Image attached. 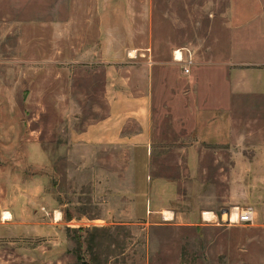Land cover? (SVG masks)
I'll return each mask as SVG.
<instances>
[{
    "label": "rangeland",
    "instance_id": "374dc122",
    "mask_svg": "<svg viewBox=\"0 0 264 264\" xmlns=\"http://www.w3.org/2000/svg\"><path fill=\"white\" fill-rule=\"evenodd\" d=\"M136 1L131 6L136 12L143 10V18L135 20L141 35L152 29L158 81L154 117L163 127L162 137L172 130L167 139L171 142L178 128L190 130L188 115H184L183 128L175 121L189 102L178 91L193 87L186 77L185 86L177 85L175 79L166 81L180 73L179 67L166 69L172 46L191 49L201 63L224 51L226 42L232 45L226 56L234 60L264 58V14L245 29L244 36L240 31L226 35L221 16L226 0ZM15 2L0 0V191L13 189L10 200L21 212L18 227L0 221V264H264V195H255L256 181L221 180L216 170L228 167V158L216 165L206 154L201 180L215 186L217 214L221 210L224 215L209 220L202 215L190 223L171 213L164 219L166 211L149 214L142 206L143 198L136 196L144 188L133 172L140 167L142 152L127 146L97 148L77 140L89 124L107 115L109 85L117 72L96 53L73 60L74 53L64 43L61 47L66 50L53 60L45 53L28 60L26 55L34 53L20 51L18 36L10 28L12 21L1 20L18 14ZM25 5L28 14L36 12V17L50 8L45 0ZM52 6L65 11L64 0ZM85 6L87 11L89 5ZM110 6L126 11L130 5L126 0H112ZM76 29L91 36L96 33V28L87 26ZM25 38V45H31L28 41L34 37ZM242 43L259 45L262 50L247 54L241 51ZM206 87L200 85L201 90ZM175 153L166 150L155 159L154 167L158 174L179 178L174 207L183 212L188 207L189 179L185 160ZM230 184L234 193L248 186L251 194L241 193L230 197L231 203L223 202ZM245 205L254 208L255 221L234 222L235 208ZM231 212L235 218L224 222L225 214L231 217Z\"/></svg>",
    "mask_w": 264,
    "mask_h": 264
},
{
    "label": "crops",
    "instance_id": "0c3cea01",
    "mask_svg": "<svg viewBox=\"0 0 264 264\" xmlns=\"http://www.w3.org/2000/svg\"><path fill=\"white\" fill-rule=\"evenodd\" d=\"M111 1L64 0L65 11L60 12L51 7L56 0H45L50 5L49 10L36 17V12L28 14L29 7L25 5H36V0H16L18 14L1 17L2 21H12L10 28L18 36V45L22 46L20 51L34 53L33 56L26 55L28 60L36 59V54L40 56L41 53L53 60L66 50L61 47L64 43L70 47L67 51L74 53L73 60L96 53L101 62L108 64V68L121 78L117 80L116 76L109 85L111 96L107 115L89 124L78 134L77 140L97 148L127 146L142 152L140 167L133 172L138 174L137 180L144 188L136 192V196L143 198L142 206L149 214L166 211L190 223H196L202 215L204 218L205 212L209 213V219L223 215L221 210L217 214L215 186L201 180V175L206 172L202 166L206 154L213 157L216 165L223 157L228 158V167L218 166L216 170L221 180H255V195H264V58L246 56L249 52L261 51L262 47L242 43L240 48L247 53L246 57L234 60L226 56L232 49L226 42L224 51L211 54L207 62L196 59L190 73L184 74L180 65L172 61L173 50L180 46H172L165 62L166 69L179 67L180 73L166 79L167 76L166 81L172 83L175 79L177 85L185 86L186 77L193 87L189 91H178L179 96L189 102L175 121L177 127L183 128L186 124L184 115H188L190 130L186 133L178 128L175 140L170 142L167 139L172 130L168 129L162 137L163 127L154 117L155 84L158 81L153 67L155 60H152L155 51L152 29L141 35L136 26L135 20L143 18V10L136 12L131 6L136 0H126L130 5L126 11L112 10ZM138 2L148 4L150 0ZM85 5H89L87 11ZM263 14L262 0H226L221 14L223 30L226 35L240 31L244 36L245 29L259 21ZM79 26H87L89 30L96 28V33L93 36L77 33L75 30ZM30 36L34 38L28 41L31 45L26 46L25 37ZM137 63L142 66L138 67ZM203 84L207 85L205 90L200 88ZM170 149L175 150L176 158L184 159L186 163L188 207L183 212L174 207L179 198V178L158 174L154 167L155 159L163 157ZM229 189L228 199L223 202L231 203L230 197L234 195L251 194L248 186L243 187L241 193L238 190L234 193L232 184ZM13 191L9 188L0 191V218L3 213L8 214L0 221L18 227L21 208L10 200L9 193Z\"/></svg>",
    "mask_w": 264,
    "mask_h": 264
},
{
    "label": "built area",
    "instance_id": "2783aa9c",
    "mask_svg": "<svg viewBox=\"0 0 264 264\" xmlns=\"http://www.w3.org/2000/svg\"><path fill=\"white\" fill-rule=\"evenodd\" d=\"M178 52V55H176ZM172 61L178 65H180L181 70L184 74H188L191 71V68L197 63V60L194 56V53L191 49L187 47H178L173 50L172 53ZM236 218L234 222L236 223H253L256 219V212L251 205H245L242 207H236ZM224 215V214H223ZM224 220L226 223H231L230 214ZM165 219V218H164Z\"/></svg>",
    "mask_w": 264,
    "mask_h": 264
},
{
    "label": "bare ground",
    "instance_id": "6f19581e",
    "mask_svg": "<svg viewBox=\"0 0 264 264\" xmlns=\"http://www.w3.org/2000/svg\"><path fill=\"white\" fill-rule=\"evenodd\" d=\"M176 55H178V52H176ZM56 213H57V212H56ZM57 214H58V213H57ZM57 214H56V215H57ZM58 215H59V214H58ZM169 215H170V214L166 213L165 216L168 218ZM2 217H3V218H7V217H8V214H7V213H3V214H2ZM56 218H57V217H56ZM206 218L209 219V213H208V212H205V213H204V219H206ZM231 218H232L231 220H233V219L235 218V212H231ZM165 219H166V218H165ZM207 219H206V220H207ZM233 221H234V220H233Z\"/></svg>",
    "mask_w": 264,
    "mask_h": 264
}]
</instances>
